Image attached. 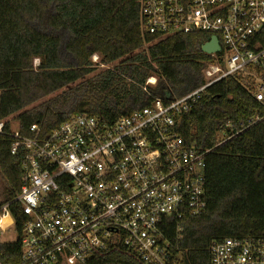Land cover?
Returning <instances> with one entry per match:
<instances>
[{"label":"built area","instance_id":"2783aa9c","mask_svg":"<svg viewBox=\"0 0 264 264\" xmlns=\"http://www.w3.org/2000/svg\"><path fill=\"white\" fill-rule=\"evenodd\" d=\"M139 4L147 34L218 38L221 49L209 54L206 84L181 98H156L109 122L73 115L47 134L34 125L23 135L14 117L1 119L0 133L8 123L11 128L12 154L22 155V187L0 203V235H17L0 241V264H97L118 245L133 252L139 261L134 264H183L177 241L182 220L207 208L210 150L190 147L181 122L207 87L230 76L240 77L264 105V0ZM93 59L100 63L98 55ZM227 139L221 132L218 144ZM209 250L210 264H264V240L227 237Z\"/></svg>","mask_w":264,"mask_h":264},{"label":"trees","instance_id":"16d2710c","mask_svg":"<svg viewBox=\"0 0 264 264\" xmlns=\"http://www.w3.org/2000/svg\"><path fill=\"white\" fill-rule=\"evenodd\" d=\"M209 39L145 33L139 0H0V120L15 117L23 135L34 125L47 134L73 115L109 122L156 98H181L206 84L212 56L201 47ZM151 76L156 84L146 85ZM180 132L190 147L210 150L207 208L182 220L177 241L183 264H210V245L227 237L264 240V105L230 76L202 92ZM221 132L228 139L218 144ZM10 133L8 123L0 133L5 200L22 187V155L12 154ZM135 262L118 245L97 264Z\"/></svg>","mask_w":264,"mask_h":264},{"label":"rangeland","instance_id":"374dc122","mask_svg":"<svg viewBox=\"0 0 264 264\" xmlns=\"http://www.w3.org/2000/svg\"><path fill=\"white\" fill-rule=\"evenodd\" d=\"M93 57H92V61H93ZM94 62V61H93ZM39 63V60L36 59L34 64L37 65ZM95 63V62H94ZM97 67H99V65H97V63H95ZM99 68H102L101 66ZM205 76V75H204ZM151 77H154V76H151ZM150 78V77H149ZM148 78V79H149ZM155 78V83L153 82V84H148V85H155L156 82H157V78ZM148 79H147V82H148ZM206 79V77H205ZM146 82V84H147ZM15 118V117H14ZM14 122L17 124L18 122L16 121V119L14 120ZM6 186V182H5V179L3 177V175L1 174V171H0V203L3 202L5 200V187ZM17 238V235L15 232L13 231H10V232H7V233H4L2 235H0V241L1 242H6V241H14L15 239Z\"/></svg>","mask_w":264,"mask_h":264},{"label":"water","instance_id":"95a60500","mask_svg":"<svg viewBox=\"0 0 264 264\" xmlns=\"http://www.w3.org/2000/svg\"><path fill=\"white\" fill-rule=\"evenodd\" d=\"M221 49L218 38L212 36L210 41L202 45L201 50L206 54H213L219 52Z\"/></svg>","mask_w":264,"mask_h":264},{"label":"bare ground","instance_id":"6f19581e","mask_svg":"<svg viewBox=\"0 0 264 264\" xmlns=\"http://www.w3.org/2000/svg\"><path fill=\"white\" fill-rule=\"evenodd\" d=\"M151 81H152V82H155V78H154V77H151Z\"/></svg>","mask_w":264,"mask_h":264}]
</instances>
